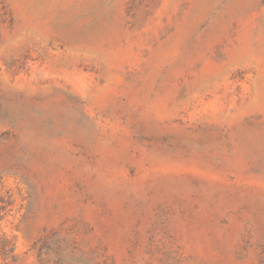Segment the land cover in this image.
Instances as JSON below:
<instances>
[{"label":"rangeland","instance_id":"374dc122","mask_svg":"<svg viewBox=\"0 0 264 264\" xmlns=\"http://www.w3.org/2000/svg\"><path fill=\"white\" fill-rule=\"evenodd\" d=\"M0 264H264V0H0Z\"/></svg>","mask_w":264,"mask_h":264}]
</instances>
